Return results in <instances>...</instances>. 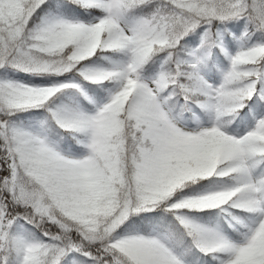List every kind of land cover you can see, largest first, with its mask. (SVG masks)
<instances>
[{
	"label": "snow or ice",
	"instance_id": "snow-or-ice-1",
	"mask_svg": "<svg viewBox=\"0 0 264 264\" xmlns=\"http://www.w3.org/2000/svg\"><path fill=\"white\" fill-rule=\"evenodd\" d=\"M0 264H264V0H0Z\"/></svg>",
	"mask_w": 264,
	"mask_h": 264
}]
</instances>
